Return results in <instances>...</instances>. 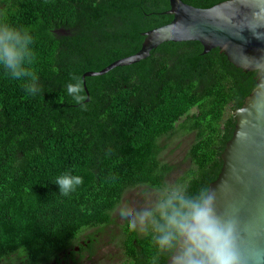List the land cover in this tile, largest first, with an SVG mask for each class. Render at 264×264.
I'll return each instance as SVG.
<instances>
[{
	"label": "trees",
	"instance_id": "1",
	"mask_svg": "<svg viewBox=\"0 0 264 264\" xmlns=\"http://www.w3.org/2000/svg\"><path fill=\"white\" fill-rule=\"evenodd\" d=\"M183 1L209 8L225 0ZM170 7V0H0V21L32 36L24 75L0 66V262L17 255L25 264H69L93 253L129 189L165 186L174 166L162 159V140L180 130L195 133L187 194L218 178L234 111L258 83L257 71L235 66L220 48L203 54L199 41L164 42L140 62L87 77L86 102L83 75L138 52L145 32L173 20ZM78 81L80 102L67 92ZM65 174L83 177L67 195L55 183ZM122 233L123 264H167L175 250L161 252L151 229L123 225Z\"/></svg>",
	"mask_w": 264,
	"mask_h": 264
},
{
	"label": "water",
	"instance_id": "2",
	"mask_svg": "<svg viewBox=\"0 0 264 264\" xmlns=\"http://www.w3.org/2000/svg\"><path fill=\"white\" fill-rule=\"evenodd\" d=\"M170 6L166 13L173 20L145 32L138 52L83 75L86 102L87 77L140 62L168 41H199L203 54L220 48L235 66L257 71V86L234 111L236 125L221 155L223 167L208 190L215 195L216 212L236 221L243 264H264V0H225L209 8L170 0ZM176 255L175 249L167 264H174Z\"/></svg>",
	"mask_w": 264,
	"mask_h": 264
},
{
	"label": "clouds",
	"instance_id": "3",
	"mask_svg": "<svg viewBox=\"0 0 264 264\" xmlns=\"http://www.w3.org/2000/svg\"><path fill=\"white\" fill-rule=\"evenodd\" d=\"M31 40L28 30L0 21V66L10 70L14 77L26 72L22 64L31 55L28 47ZM27 87L35 93L34 86ZM67 92L76 102L85 98L79 81L70 83ZM82 182L83 177L70 174L55 180L65 195ZM119 214L130 231H136L138 225L141 231L151 229L161 252L176 249L174 264H243L236 241V221L216 212L215 195L206 188L189 195L184 187L167 185L159 190L151 207L139 209L131 216L123 207Z\"/></svg>",
	"mask_w": 264,
	"mask_h": 264
},
{
	"label": "rangeland",
	"instance_id": "4",
	"mask_svg": "<svg viewBox=\"0 0 264 264\" xmlns=\"http://www.w3.org/2000/svg\"><path fill=\"white\" fill-rule=\"evenodd\" d=\"M232 113L230 107L227 108L225 117ZM194 132L178 131L175 135L162 140L165 150L162 153V159L174 166L172 172L167 176L165 186L183 184V177L190 168L191 163L188 158L189 149L194 141ZM163 187V188H164ZM161 188V189H163ZM160 189L148 186H138L129 189L122 200L120 206L113 212L114 223L105 226L104 229L97 233V242L94 245L93 253H84L83 257H77L75 262L69 261V264H123L126 261V254L120 242L122 238L123 219L120 217V208L126 207L128 214L131 216L135 211L151 207L158 196ZM97 229L87 230L81 233V238H85L89 233ZM144 234L147 230L141 231ZM19 257V256H18ZM13 255L3 259L0 264H25L21 258ZM55 264V263H50ZM63 264V263H62ZM65 264V261H64Z\"/></svg>",
	"mask_w": 264,
	"mask_h": 264
},
{
	"label": "flooded vegetation",
	"instance_id": "5",
	"mask_svg": "<svg viewBox=\"0 0 264 264\" xmlns=\"http://www.w3.org/2000/svg\"><path fill=\"white\" fill-rule=\"evenodd\" d=\"M63 264H64V261H63ZM65 264H66V262H65Z\"/></svg>",
	"mask_w": 264,
	"mask_h": 264
}]
</instances>
